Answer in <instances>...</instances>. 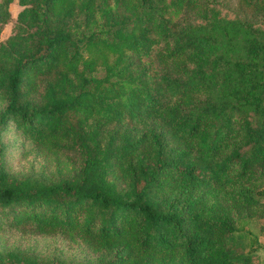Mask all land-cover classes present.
Segmentation results:
<instances>
[{
	"label": "trees",
	"instance_id": "16d2710c",
	"mask_svg": "<svg viewBox=\"0 0 264 264\" xmlns=\"http://www.w3.org/2000/svg\"><path fill=\"white\" fill-rule=\"evenodd\" d=\"M11 1L0 0V25ZM18 2L0 42V215L89 235L113 253L104 264H250L243 241L257 240L240 223L264 217V187L253 183L264 180V26L214 7L194 21L193 0ZM160 43L158 60L174 69L152 73L142 58ZM95 55L102 76L89 75ZM124 120L135 131L102 142L103 125ZM9 121L49 151L77 154L78 169L53 182L8 173ZM114 167L123 190L109 179ZM0 264L62 263L0 251Z\"/></svg>",
	"mask_w": 264,
	"mask_h": 264
},
{
	"label": "rangeland",
	"instance_id": "374dc122",
	"mask_svg": "<svg viewBox=\"0 0 264 264\" xmlns=\"http://www.w3.org/2000/svg\"><path fill=\"white\" fill-rule=\"evenodd\" d=\"M197 7L192 11H187L194 21H200L203 11L208 7H214L225 19H239L248 21L256 27L264 26V6L260 3H249L246 0H193ZM24 8L18 0H12L8 5L9 17L6 23L0 25V42L7 40L13 34V28L17 21L19 12ZM183 15L182 10H178L173 15L176 20ZM70 29L76 35L82 32V22L77 21L70 24ZM158 47L142 61L149 62L151 72H160L162 69L173 70L172 63H161L157 58ZM98 59L95 69L89 75L102 76L104 73L101 64L102 56H94ZM112 59V55L108 54ZM45 83L44 75L32 77V87L30 95L39 99ZM6 105L5 100L0 98V109ZM74 121L76 118L74 117ZM134 122L124 120L120 123L105 124L101 128V139L105 142L109 133L115 132L120 135L124 131H135ZM4 144L3 166L11 175L18 177L32 176L42 179L45 182H53L62 177H69L78 169L80 157L68 151L52 152L42 145L32 141L21 132L16 123L9 121L6 129L1 134ZM257 169L255 170V172ZM255 177V175H254ZM109 179L113 180L119 190H123L127 180L123 173L114 167L109 174ZM258 188L264 187V180L253 182ZM245 213L241 212L243 216ZM260 212L253 213L251 217H245L240 223L244 232H251L256 237L243 241V250L252 253L250 264H264V217L259 216ZM0 251H21L32 253L42 260H54L62 264H104L113 258V253L109 252L101 242L89 235L80 232L67 233L57 228H46L39 230L32 225H21L19 227L9 224L0 215Z\"/></svg>",
	"mask_w": 264,
	"mask_h": 264
}]
</instances>
